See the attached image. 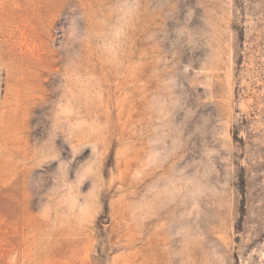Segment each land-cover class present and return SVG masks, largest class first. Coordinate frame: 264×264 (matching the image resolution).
Wrapping results in <instances>:
<instances>
[{
  "label": "rangeland",
  "instance_id": "obj_1",
  "mask_svg": "<svg viewBox=\"0 0 264 264\" xmlns=\"http://www.w3.org/2000/svg\"><path fill=\"white\" fill-rule=\"evenodd\" d=\"M0 264H264V0H0Z\"/></svg>",
  "mask_w": 264,
  "mask_h": 264
}]
</instances>
